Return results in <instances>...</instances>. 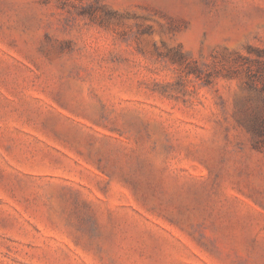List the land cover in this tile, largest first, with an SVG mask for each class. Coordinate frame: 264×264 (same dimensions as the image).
Masks as SVG:
<instances>
[{"label": "rangeland", "instance_id": "374dc122", "mask_svg": "<svg viewBox=\"0 0 264 264\" xmlns=\"http://www.w3.org/2000/svg\"><path fill=\"white\" fill-rule=\"evenodd\" d=\"M263 61L264 0H0V264H264Z\"/></svg>", "mask_w": 264, "mask_h": 264}, {"label": "trees", "instance_id": "16d2710c", "mask_svg": "<svg viewBox=\"0 0 264 264\" xmlns=\"http://www.w3.org/2000/svg\"><path fill=\"white\" fill-rule=\"evenodd\" d=\"M246 75L249 81L254 84V82H259L262 84V89L264 90V61L260 64L255 72H253L250 67L246 68ZM253 78V79H252ZM264 124V118L262 117H254L253 119L248 121V126L255 130L260 129Z\"/></svg>", "mask_w": 264, "mask_h": 264}]
</instances>
